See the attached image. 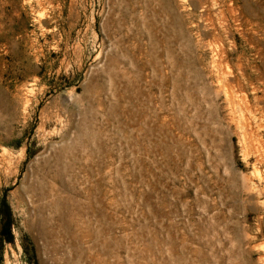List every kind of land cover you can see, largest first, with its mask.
<instances>
[{"label":"rangeland","instance_id":"374dc122","mask_svg":"<svg viewBox=\"0 0 264 264\" xmlns=\"http://www.w3.org/2000/svg\"><path fill=\"white\" fill-rule=\"evenodd\" d=\"M157 1L144 24L145 0H0V264H94L105 240L108 264H264V150L239 138L250 123L264 140V105L248 115L204 101L214 84L197 73L210 75L211 58L183 52L195 31L161 44L189 5ZM235 1L253 10L258 55L216 56L235 78L238 59L253 67L260 97L264 0ZM231 29L226 48L239 52L248 28ZM113 58L130 74L113 78ZM45 158L61 169L48 200H71L73 240L58 222L36 228L53 215L25 187Z\"/></svg>","mask_w":264,"mask_h":264},{"label":"bare ground","instance_id":"6f19581e","mask_svg":"<svg viewBox=\"0 0 264 264\" xmlns=\"http://www.w3.org/2000/svg\"><path fill=\"white\" fill-rule=\"evenodd\" d=\"M159 1H157V2H159ZM178 1L180 3H187L189 5V9L186 10L184 14H181L180 16H178L179 20L175 21L176 23H175L174 28L168 31V35L172 36V38L166 37L164 39V41L161 42L162 46H164L165 48L168 49V46L170 44V39L172 40L173 37L174 38H180V37L183 38L186 35L187 28H191V30L195 31V34L197 35V39L195 41H192V39L188 38L187 41L185 42V46H184L183 52L186 55H191L192 51H196V52L200 53L201 55H209L210 58H211L210 59L211 60V62H210V64H211V73H209L210 75H206V76L203 75L202 76V75L197 73V76H199V78L202 81H207L208 79L211 78V80H212V82L214 84L213 89L211 90L210 83L209 84L203 83V91H204L203 98H204V101H207L209 99V95L212 94L215 99L222 98L223 101L228 104V107L233 106V108L235 107V108L239 109V111L242 112V113L245 112V113H247L249 115V114L252 113V111L253 112L260 111L261 108H256V111L252 110V106H253L252 104L253 103H255V105H257L259 103L264 105V89L261 90L262 96L258 97L257 96L258 89H257L256 84L254 83V81H256V80L259 81L260 78H258L257 76L253 78V75H252V74H254L253 67H249V69L251 71H250V74L247 75L246 74V69L242 68L240 60L238 59V64L236 65V67H238V70L241 71V72L239 73V77L235 78L233 76V71H232L231 67H229V65H228L227 60L225 59V64H223L222 62H220V59L218 60L219 56H218V58L216 56V55H222V57H223V55H225L224 57L227 58L228 55H258L257 46H256V43H255V35L256 34L254 33V29H253L254 25L252 23L253 10L250 8V10H245V11L243 10L242 11L241 10L242 8H240L237 5V2L235 0H178ZM144 3H145L144 4L145 6L142 7V10L144 12V14H143L144 16L141 18L140 21H142L144 24H147V22H150V21H149V19H147L146 16L148 14L145 15L146 13L151 12V14L153 15L152 16L153 18L157 17L158 14H157V11H155L152 8L151 4L148 3V0H145ZM161 7H160V10H159V14L161 16L165 15V16L169 17L170 13L173 11V10H170L171 8H170L169 3L167 2V4L165 6H163L162 8ZM212 11L215 12V15H217L219 17L217 22H214L211 19V16L213 14ZM231 26H233L234 29H236L237 31H240V30H243L245 28H248L247 32H246V37H245V35L242 36L243 34L240 37L243 40V42L245 43L246 48L242 49L239 52H238V47H237L235 42H231L230 41L231 44H230L229 48H226V44L225 43L228 41L229 38L232 37ZM185 27H187V28H185ZM243 33H244V31H243ZM146 34H147V37L150 40H153V37H152V35H151V33L149 31H147ZM205 39H209V40L211 39V41L215 42L216 44H214L212 46L209 42H205ZM173 41L178 43V41H176V40H173ZM117 45H119V43ZM114 46H116V44H114ZM119 56H121V55H119ZM226 62H227V64H226ZM131 63H132V61H131ZM127 66H129V65H127ZM110 69L112 71L113 78H115V79L118 77V72L122 74V77H125L128 74V71H127V68L125 67V64L124 63H119L115 58H113L112 61H111ZM171 70H172V68H171ZM25 99H26V97H25ZM238 114H240V113H238ZM243 119H245V118H243ZM235 126H236V124H235ZM236 127H238V126H236ZM255 127L257 129L253 130L250 123L249 124H243V127H239L240 128L239 133H240V136H241L239 138L242 139V142H243L242 144H245L246 142L247 143L251 142V144L254 143V145L256 146L257 150H261L260 152L262 153V151L264 150V140H262L260 138L261 137L260 134H259L260 132H258L260 130L259 129L260 125H258V126L255 125L254 128ZM59 151H61V150H59ZM54 158H58V157L54 156ZM54 158H52V159L54 160ZM58 162H59V159L57 160V163ZM49 166H50V158H45V159L41 160L40 165L37 166L38 168H36V171H35V174L38 177V179L34 183H28L27 186L25 187L26 193H28L30 196H37L38 199H40L41 202L46 201L45 205L42 203L44 205V207L42 206V208H40L38 210V212L44 213L47 210V211H49V213H52V215H53L52 217H42V219H40V221H39L40 223L39 224L37 223L36 228H39L40 226H43L44 231L40 232V233L46 236V232H45L46 229H48L50 226H53V224H54L53 222H58V223L62 224V226H60V227H62L63 232L65 234H68V235L70 234L69 236L73 240V239H75V235H72L71 234L72 232H70V231L73 230L72 226L74 227V224H75V223L73 224L74 220H72V217H73L74 214L72 213V211L69 210L68 206H66V204H69L71 200L67 201L68 200L67 198L60 199L59 198L60 195H59V197H58V195L57 196L55 195L56 197L54 199H52V201L48 200V198L52 196L51 194H52V190L54 189L53 187H55V184L53 185V182L60 186V180H61L60 179V174H59V172H61V169L59 167H57V170L56 171L54 170V172L52 173L51 172L52 170L51 171L49 170ZM62 167H64V166H62ZM58 169H60V170H58ZM61 176H63V175H61ZM259 180H261V179L259 178ZM51 181H52V183H51ZM62 186H65V184H62ZM204 209H206V208H204ZM65 210H66V212H65ZM206 211H208V210H206ZM35 212H36V210H35ZM218 215L219 214H217V216ZM66 216L69 217V220H65ZM212 219L213 220L219 219V216L218 217L212 216ZM223 223H225V222H223ZM76 225H77V223H76ZM214 225H212L211 228L216 226V225L215 226ZM33 226L34 225H32V227ZM218 226H219V224H218ZM147 228H149V227L147 226ZM216 228H217V226H216ZM223 228L225 229L227 227L224 226V224H223ZM222 231H223V229H222ZM224 231H226V230H224ZM125 235H126V233H125ZM65 237H67V235H65ZM122 237H123V235H122ZM91 238H93L92 235H91ZM99 238H95L96 241H98ZM123 238H126V237H123ZM120 239H122V238H120ZM125 240L123 242H125ZM101 243L105 247V249H103L100 253H97L98 255L96 257L92 258V260H93L92 262H94V264H108L105 261V259L110 256L109 245H108V242L106 240L104 242H101ZM110 243H111V241H110ZM153 243H155V242H153ZM114 244H115V242H114ZM117 246H119V245H117ZM115 247H116V245H115ZM72 251H74V250H72ZM117 251H118V249H117ZM113 252H114V250H113ZM76 255H75L76 258L80 257V256H76ZM114 256H115V254H114ZM112 258H114V257H112ZM68 259H69V257H68ZM72 262L73 261H71V263ZM80 262L81 261L78 258V260L73 262V263L74 264H79ZM68 263H69V261H68Z\"/></svg>","mask_w":264,"mask_h":264}]
</instances>
